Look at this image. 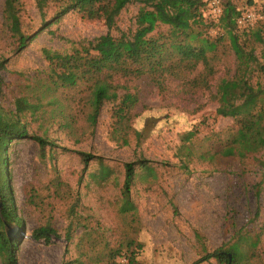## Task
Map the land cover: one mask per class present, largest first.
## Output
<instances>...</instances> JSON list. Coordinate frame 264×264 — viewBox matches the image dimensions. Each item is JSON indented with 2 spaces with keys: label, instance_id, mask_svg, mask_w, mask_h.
<instances>
[{
  "label": "rangeland",
  "instance_id": "374dc122",
  "mask_svg": "<svg viewBox=\"0 0 264 264\" xmlns=\"http://www.w3.org/2000/svg\"><path fill=\"white\" fill-rule=\"evenodd\" d=\"M227 1L241 13L256 12L264 21V0H222L223 8ZM4 2L0 0V59L7 64L0 71V104L5 109H14L15 97L34 76L49 73L44 49L70 53L74 46L92 42L105 58L113 59L139 50L146 37L165 32L174 51H180L194 20L189 0H130L123 9L122 0H87L80 10L46 25L56 4L49 1L40 8L39 0H22L26 30L39 33L18 52L4 24ZM204 17L218 20L207 4ZM204 29L212 37L227 36L223 27ZM250 47L264 67V44L251 42ZM218 68L220 73L233 72L231 52L222 56ZM255 69L252 81L264 88V74ZM130 87V93L121 90L117 101L105 103L94 134L82 115L72 133L60 126L61 111L69 112L64 102L65 107L55 105L46 120L28 117L29 131L58 147L42 149L31 139L10 144L9 183L24 226L8 222L5 231L21 241L19 264H77L85 260L81 256L91 250L90 244L97 245L90 256L98 260L127 239L142 245V264H193L230 244L241 228L251 230L264 223V185L258 194L261 168L253 157L200 158L221 131L234 125L231 118L215 117L218 104L210 94L185 99L179 83L169 84L172 93L159 94L147 80ZM73 114L79 115L80 109ZM193 129L198 131L196 153L186 158L183 140ZM80 153L93 158L86 164ZM139 160L148 161L151 168L135 166L130 196L135 211L123 214L125 164ZM104 169L109 174L103 178ZM44 225H52L61 238L34 239L33 232ZM0 264H5L1 255ZM201 264L219 262L212 258Z\"/></svg>",
  "mask_w": 264,
  "mask_h": 264
},
{
  "label": "trees",
  "instance_id": "16d2710c",
  "mask_svg": "<svg viewBox=\"0 0 264 264\" xmlns=\"http://www.w3.org/2000/svg\"><path fill=\"white\" fill-rule=\"evenodd\" d=\"M21 1L5 0L3 9L4 24L15 39L18 52L25 49L39 33H29L26 30ZM49 1L56 4V8L46 25L58 23L68 13L80 10L87 0H39V7L44 8ZM129 1L122 0L120 9ZM189 1L192 2L194 20L182 50L174 51L165 32L146 37L139 50L126 51L113 59L105 58L92 42L78 44L70 53L44 49L43 55L49 63V73L45 77L32 78L33 83L15 97L14 109H5L0 104V255L5 264H19L21 246L20 240L8 236L6 224L10 222L19 227L24 226L15 212L12 198L7 170L8 148L14 140L21 139H31L42 149L58 147L48 137L30 132L28 117H32L33 121L46 120L44 118L49 111H56L55 105L62 110L65 107L63 103L66 102L69 112L61 111L63 116L59 118L60 126L72 133L78 117L82 115L88 130L94 134L105 103L117 101L121 90L130 93V83L137 81L147 80L159 94L172 93L169 84L179 83L184 90L185 99L209 93L210 99L218 104L215 117L231 118L234 125L221 131L214 143L205 152L201 151L204 153L200 158L221 161L237 157L243 160L251 155L261 168L260 182L257 185L260 194L264 185V88L259 83H253L252 75L255 68L264 74V67L258 63L250 43L264 44V21L258 20L254 26L243 29L237 24L242 13L230 1L225 4L223 14L217 21L204 17L206 4L198 0ZM213 26L223 27L227 36L221 34L212 37L206 34L204 28ZM247 37L250 39H244ZM221 47H225V51L221 52ZM229 52L234 56V70L220 73L218 64L222 56ZM6 64V59H0V71L6 68ZM220 74L222 75L218 78ZM215 82L216 91L213 92ZM75 109H80L77 116L73 114ZM197 136L198 131L194 129L186 133L182 145L186 158L196 153L194 139ZM225 136L227 137L224 139ZM80 154L86 164L93 158L89 154ZM258 155L261 156L257 157ZM137 164L147 170L151 168L146 160L125 164L124 203L121 208L123 214L135 211L130 196ZM108 174L109 171L104 169L103 178ZM256 216H259V212ZM71 237V233H67L66 240L70 241ZM33 238L50 242L61 236L52 225H44L33 232ZM125 241L118 249L107 250L98 260L90 256L97 245L90 244L91 250L81 256L86 257L85 260L78 259L76 262L142 264L138 259L142 245L135 244L134 239ZM120 257L123 260H118ZM263 257L264 223L251 230L241 228L230 244L193 264H201L212 258L219 264H263Z\"/></svg>",
  "mask_w": 264,
  "mask_h": 264
},
{
  "label": "built area",
  "instance_id": "2783aa9c",
  "mask_svg": "<svg viewBox=\"0 0 264 264\" xmlns=\"http://www.w3.org/2000/svg\"><path fill=\"white\" fill-rule=\"evenodd\" d=\"M208 5L212 17L219 19L223 14L222 0H198ZM261 17L256 12L248 10L238 18L237 24L240 28H248L255 25Z\"/></svg>",
  "mask_w": 264,
  "mask_h": 264
},
{
  "label": "water",
  "instance_id": "95a60500",
  "mask_svg": "<svg viewBox=\"0 0 264 264\" xmlns=\"http://www.w3.org/2000/svg\"><path fill=\"white\" fill-rule=\"evenodd\" d=\"M10 237V236H9Z\"/></svg>",
  "mask_w": 264,
  "mask_h": 264
}]
</instances>
